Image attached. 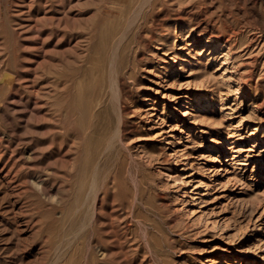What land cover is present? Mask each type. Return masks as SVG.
<instances>
[{
	"label": "rangeland",
	"instance_id": "rangeland-1",
	"mask_svg": "<svg viewBox=\"0 0 264 264\" xmlns=\"http://www.w3.org/2000/svg\"><path fill=\"white\" fill-rule=\"evenodd\" d=\"M142 2L0 0V264H264V0Z\"/></svg>",
	"mask_w": 264,
	"mask_h": 264
},
{
	"label": "bare ground",
	"instance_id": "bare-ground-1",
	"mask_svg": "<svg viewBox=\"0 0 264 264\" xmlns=\"http://www.w3.org/2000/svg\"><path fill=\"white\" fill-rule=\"evenodd\" d=\"M153 1L154 0H143V2L140 4V5H138V7H137V9L135 10V13H134V16H133V19L134 20H136L135 18L140 14V12H142V10H144V8L145 7H148L149 5H152V3H153ZM132 17V16H131ZM139 17V16H138ZM125 34V33H124ZM123 37H125V36H123ZM124 39V38H123ZM122 40V39H121ZM119 40H117V42H118ZM118 44V43H117ZM116 47H117V45H116ZM117 50H115V52H116ZM111 53V52H110ZM114 55V54H113ZM115 56V55H114ZM115 59V58H114ZM114 59L112 60L113 62H114ZM115 65V64H114ZM113 65V66H114ZM115 67V66H114ZM113 69H115V68H113ZM113 82V81H112ZM115 83V82H114ZM113 86V85H112ZM114 90V89H113ZM115 91V90H114ZM112 94V93H111ZM113 95V94H112ZM113 97H114V95H113ZM112 97V98H113ZM116 98V97H115ZM116 99H118V98H116ZM118 101V103H120L119 102V100H117ZM89 110H91V109H89ZM119 111V110H118ZM117 111V112H118ZM90 112V111H89ZM118 114V113H117ZM119 115V114H118ZM120 121V120H119ZM240 121H242V120H239V122ZM120 128V127H119ZM257 127H255V129H256ZM254 129V130H255ZM120 131L118 130V132L116 133V137L117 136H119L118 135V133H119ZM112 135V134H111ZM250 135V134H249ZM264 135H261V137H263ZM115 138V137H114ZM118 138V137H117ZM113 143V142H112ZM111 146H112V144H111ZM110 146V147H111ZM239 151V150H238ZM238 151H237V149H235V151H232L233 152V155H235L236 153H238ZM232 159V158H231ZM246 159V158H245ZM230 160V159H229ZM228 160V161H229ZM244 160V159H243ZM86 172V171H85ZM263 174H264V169H263V172H262ZM95 177H96V175H95ZM96 180V179H95ZM103 183V182H102ZM82 186V185H81ZM90 191H92V193H90V195H92L93 194V207L95 208V206H96V203H97V199H98V194H97V183L94 181L93 182V184L91 185V189H90ZM86 193H88V192H86ZM186 194V193H185ZM91 197V196H90ZM99 203V202H98ZM187 203V202H186ZM92 204V203H91ZM71 206V205H70ZM72 207V206H71ZM78 207V206H77ZM92 207V208H93ZM78 209V208H77ZM80 209H82V208H80ZM93 210V209H92ZM96 210V209H95ZM83 211V210H82ZM87 211V210H86ZM85 211V212H86ZM89 211V210H88ZM84 212V213H85ZM89 213V212H88ZM95 213V212H94ZM89 215V214H88ZM96 215V214H95ZM87 220V219H86ZM82 221H84V219L82 220ZM88 221V220H87ZM83 224H84V222H82ZM89 223V222H88ZM82 224V225H83ZM89 225H90V223H89ZM89 225H87V226H89ZM79 227H81V226H79ZM126 228H127V226H125ZM79 230V229H78ZM145 230V229H144ZM78 233V232H77ZM73 237H75V236H73ZM146 240V239H145ZM113 249V248H112ZM110 251V250H109ZM116 251V250H115ZM126 256V255H125Z\"/></svg>",
	"mask_w": 264,
	"mask_h": 264
}]
</instances>
